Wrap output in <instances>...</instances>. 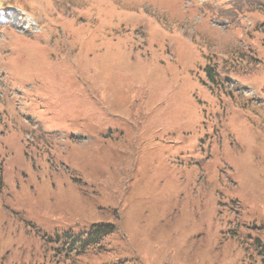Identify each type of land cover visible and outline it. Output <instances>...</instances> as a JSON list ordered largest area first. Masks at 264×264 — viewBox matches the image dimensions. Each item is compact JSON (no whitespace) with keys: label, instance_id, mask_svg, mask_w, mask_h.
Returning a JSON list of instances; mask_svg holds the SVG:
<instances>
[{"label":"rangeland","instance_id":"1","mask_svg":"<svg viewBox=\"0 0 264 264\" xmlns=\"http://www.w3.org/2000/svg\"><path fill=\"white\" fill-rule=\"evenodd\" d=\"M0 2V264H264V0Z\"/></svg>","mask_w":264,"mask_h":264},{"label":"trees","instance_id":"2","mask_svg":"<svg viewBox=\"0 0 264 264\" xmlns=\"http://www.w3.org/2000/svg\"><path fill=\"white\" fill-rule=\"evenodd\" d=\"M206 74L208 78L214 82L215 84L220 83V78L218 77L216 71L214 68L206 67ZM258 70V68H251L249 70L250 73H253L252 71ZM116 226L112 224H96L92 226V229L88 233H80L78 235H74L73 233H65V236L67 239H69L68 242H63V244H67L66 248L69 251H74L78 249L79 251L84 250L88 247L94 248L96 250L102 251L103 247L101 246V242L104 237L108 236L115 230ZM84 235L85 239H82ZM117 264H123V263H117Z\"/></svg>","mask_w":264,"mask_h":264}]
</instances>
